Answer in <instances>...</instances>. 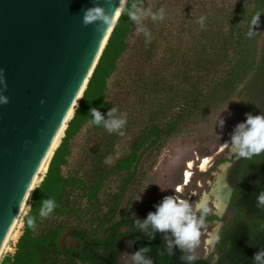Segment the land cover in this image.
Masks as SVG:
<instances>
[{
    "label": "trees",
    "instance_id": "16d2710c",
    "mask_svg": "<svg viewBox=\"0 0 264 264\" xmlns=\"http://www.w3.org/2000/svg\"><path fill=\"white\" fill-rule=\"evenodd\" d=\"M133 2L135 0H128L129 7ZM246 2L250 9L238 12L230 10L226 39L230 54L222 74L216 75L214 72L208 86L200 87L195 81L177 90L172 97L179 103L178 110L160 124L150 123L133 140L127 156L117 160L114 166L107 169L100 165L94 166L92 173L95 180L64 176L61 168L69 155L70 139L83 125L88 124L94 130L103 128L102 125L89 123L90 108L95 107L105 115L110 109L104 96L106 81L114 72L118 58L126 50V40L132 25L126 14H119L73 114L66 123L63 136L49 159L42 180L30 194L14 251L4 255L0 264H120L121 239L152 240L135 226V218L116 215L117 205L126 189L136 180L135 168L143 157L158 150L165 140L177 133L187 117L205 116L232 100L240 103L241 118L238 123L246 119L245 113H264V46L261 44L264 15L260 18L259 28L255 29L258 33L252 38L247 35L253 15L257 11L264 12V0ZM239 20L242 26H238ZM130 168L132 173L126 179V186L114 196L105 216L96 221L98 208L95 203L103 179ZM239 178L241 187L232 194L229 204L237 211V216L220 231L221 239L215 248L218 252L215 264H254L252 259L264 231V208L257 207V196L264 191V154L251 160L244 159ZM48 198H53L58 207L47 218L41 219V202ZM162 199L163 196L153 191L138 208L137 216L145 219L148 212L155 211L154 205ZM86 211L94 215L88 227L81 225ZM28 216L36 218L34 230L27 226ZM211 220H217V217L209 215L207 221ZM161 236L156 233V238ZM151 249L156 264H175L169 257L164 241ZM174 253L178 259L184 255L178 248ZM196 261L213 264L207 259Z\"/></svg>",
    "mask_w": 264,
    "mask_h": 264
},
{
    "label": "rangeland",
    "instance_id": "374dc122",
    "mask_svg": "<svg viewBox=\"0 0 264 264\" xmlns=\"http://www.w3.org/2000/svg\"><path fill=\"white\" fill-rule=\"evenodd\" d=\"M143 3L151 12H158L163 7L165 18L154 22L148 16L140 25L132 22L126 50L118 58L104 91L109 108L115 106L119 113L127 115L126 126L122 129L124 135L109 133L104 127L94 130L88 124L83 125L69 141V155L61 168L64 176L95 180L92 173L94 166L100 165L104 169L114 166L117 160L127 156L133 140L150 123L160 124L178 110L179 103L172 97L177 90L195 81L200 87L208 86L214 72L222 74L230 54L226 41L230 10L250 9L246 0H143ZM201 16L206 17L203 29L198 23ZM242 24L239 20L238 26ZM141 27L151 32L150 42L146 43ZM261 44L264 46V31ZM239 111V101L232 100L205 116L187 117L177 133L138 163L136 180L126 189L117 205L116 215L143 220L137 216V210L153 191L163 197L176 194L194 204L201 194L209 190L214 180L213 173L220 165L230 164V171L243 159H230L229 151L223 145L225 141H230V133L241 118ZM219 116L225 120L223 130L215 126ZM107 158H111L110 163L105 162ZM203 159L207 164L201 166ZM184 171L190 173L186 185H183ZM131 173L132 168L103 179L95 203L98 208L96 221L105 216L114 196L126 186V179ZM43 175L39 176L35 186ZM227 179L230 180L229 172ZM177 186H180L179 191H176ZM28 204L29 200L0 254V260L4 255L13 253ZM86 212L81 222L84 227H88L93 219V213ZM234 216V211L227 209L223 216H216L217 220L207 221L209 231L217 224L221 227L228 223ZM205 242L206 237L202 236L196 254L213 263L217 251L210 254ZM133 253L131 242L123 238L118 260L122 264H134Z\"/></svg>",
    "mask_w": 264,
    "mask_h": 264
},
{
    "label": "water",
    "instance_id": "95a60500",
    "mask_svg": "<svg viewBox=\"0 0 264 264\" xmlns=\"http://www.w3.org/2000/svg\"><path fill=\"white\" fill-rule=\"evenodd\" d=\"M119 3L0 0V69L7 83L2 94L9 98L8 104H0V253L19 207L35 187L37 168L61 127L63 136L119 16L114 15L120 11ZM96 4L114 15L107 31L104 26L105 33L97 30L99 22L88 26L82 22L83 10ZM161 241L163 236L136 242L154 245ZM260 249H264V231L256 247ZM169 256L175 264H186L175 253Z\"/></svg>",
    "mask_w": 264,
    "mask_h": 264
},
{
    "label": "clouds",
    "instance_id": "9594fccd",
    "mask_svg": "<svg viewBox=\"0 0 264 264\" xmlns=\"http://www.w3.org/2000/svg\"><path fill=\"white\" fill-rule=\"evenodd\" d=\"M117 9L120 11L116 10L114 15L126 14L137 25H140L143 19L148 16L154 22L162 21L165 18L163 7L158 12H151L150 8L144 6L143 0H135L130 7L128 0H120ZM114 15H109L104 7L96 4L83 10L82 22L85 26L99 22L97 30L105 33L112 25ZM262 15L264 12L261 11H257L253 15L247 33L249 38L258 33L255 29L259 28ZM205 19L206 17L201 16L198 21L202 29L205 26ZM105 25L107 26L106 31ZM140 31L144 33L146 43L150 42L151 32L143 27L140 28ZM0 84L3 85V88L0 89V104L6 105L9 103V98L2 94L7 90L2 69H0ZM41 103L44 102L41 101ZM90 116V124L102 125L109 133L124 135L122 129L126 126L127 115L119 113L115 106L111 107L106 115L95 107L90 108ZM245 116L246 119L236 124L230 133V141H225L223 144L229 151L230 159L236 161L241 158L251 160L253 157L264 154V113L259 115L245 113ZM224 125L225 120L219 116L215 126L223 130ZM105 162L110 163L111 158H107ZM230 167V164L218 167L217 171L213 173L214 180L210 183L209 190L201 194L194 204L176 194L164 196L159 204L154 205L155 211L148 212L145 219L135 218V226L152 240L156 238V233H160L169 253H174V250L178 248L184 253L181 256V261L186 264H194L199 259L196 249L201 244L202 236L206 237L209 253H214L216 245L221 239L220 225L217 224L209 231L207 217L209 215L223 216L227 210L232 193V188L227 182ZM41 204L39 210L41 219L47 218L58 207L53 198L42 200ZM257 207L264 208V191H261L257 196ZM133 216L135 217V213ZM26 223L29 228L34 230L36 218L28 216ZM148 252L147 247L135 251L132 254L134 264H153V260L147 255ZM217 258L213 257V264ZM252 261L254 264H264V249L255 252Z\"/></svg>",
    "mask_w": 264,
    "mask_h": 264
},
{
    "label": "bare ground",
    "instance_id": "6f19581e",
    "mask_svg": "<svg viewBox=\"0 0 264 264\" xmlns=\"http://www.w3.org/2000/svg\"><path fill=\"white\" fill-rule=\"evenodd\" d=\"M62 136V127L57 131L56 135H55V138L53 139V143H52V146H51V150L48 151V153L45 154V156L43 157L40 165L38 166L37 168V171L35 173V176L33 178V184H35L37 182V180L39 179V176L42 174V173H45L46 169H47V165H48V162H49V158H50V155H51V152L53 150V148L58 144L60 138ZM205 163V160L203 159L202 160V164L201 166ZM184 181H183V185H186L189 181V178H190V173L188 171H184ZM227 182L229 184V180L227 179ZM230 185V184H229ZM232 188V187H231ZM28 197H27V200L25 202V204H23L22 206L19 207V210L17 211V220L15 222H13L10 226H9V229L7 230V233H6V243L3 247V249L5 248L6 244H7V241L9 240L15 226L18 224V222L20 221V218L23 214V211L25 210L26 208V205L28 203ZM206 243V242H205ZM207 245V244H206ZM2 249V251H3ZM1 251V253H2ZM0 253V254H1Z\"/></svg>",
    "mask_w": 264,
    "mask_h": 264
},
{
    "label": "flooded vegetation",
    "instance_id": "af4514ba",
    "mask_svg": "<svg viewBox=\"0 0 264 264\" xmlns=\"http://www.w3.org/2000/svg\"><path fill=\"white\" fill-rule=\"evenodd\" d=\"M243 161H244V159H242L240 162H238V163L234 166V168L230 169V171H229V176H230L229 184H230V186L232 187V193H231V196H232V194H234L236 191H238V190L240 189V187H241V180H240V178H239V174H240V172L242 171ZM230 199H231V197H230ZM229 204H230V201H229V203H228V207H227V209H229V210H231V211H234V213H235L234 218H235V217L237 216V211L234 210V209H232V208L229 206ZM234 218L231 219L228 223L223 224V225L220 227V231H221L225 226H227V225H229L230 223H232V221L234 220ZM211 221H213V220H211ZM161 237H162V236H161ZM141 239H143V238L135 239V240H133V241H130V240H129V241L131 242V249L135 252V251H137L139 248L147 247V248L149 249V252L147 253V255L155 261V259H154V257H153V254H152V252H150V250H152L151 247H153V246L159 244L160 242L157 243V244H154V245H147V244H143V243L136 242V241L141 240ZM156 239H157V238H156ZM121 240H122V239H121ZM121 240H120V241H121ZM143 240H147V239H143ZM154 240H155V239H154ZM120 241H119V243H120ZM147 241H153V240H147ZM135 242H136V245H135V246H136V249H137V250L133 248V243H135ZM168 253H169V252H168ZM169 257H170V256H169ZM217 257H218V252H217ZM199 259H201V258H199ZM118 261H119V260H118ZM195 262H198V261H195ZM119 263L122 264L120 261H119ZM155 263H156V261H155ZM198 263L203 264V263H201V262H198Z\"/></svg>",
    "mask_w": 264,
    "mask_h": 264
},
{
    "label": "built area",
    "instance_id": "2783aa9c",
    "mask_svg": "<svg viewBox=\"0 0 264 264\" xmlns=\"http://www.w3.org/2000/svg\"><path fill=\"white\" fill-rule=\"evenodd\" d=\"M179 188H180V186H177L176 187V191H179ZM187 197H190V195H188ZM181 198H183V197H181ZM184 199V198H183Z\"/></svg>",
    "mask_w": 264,
    "mask_h": 264
}]
</instances>
